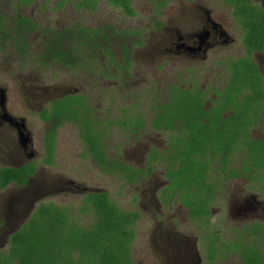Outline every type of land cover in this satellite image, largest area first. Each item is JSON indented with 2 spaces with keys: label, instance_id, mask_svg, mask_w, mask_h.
Instances as JSON below:
<instances>
[{
  "label": "rangeland",
  "instance_id": "rangeland-1",
  "mask_svg": "<svg viewBox=\"0 0 264 264\" xmlns=\"http://www.w3.org/2000/svg\"><path fill=\"white\" fill-rule=\"evenodd\" d=\"M76 2L35 0L21 11L23 16L32 19L35 28L28 37L24 52L11 47L0 52V89L5 90L3 95L6 97L7 111L14 117L26 119L33 151L41 154L42 137L48 125L37 115L40 106L46 105L49 98L77 90L87 97L96 120L103 122L107 154L128 164L141 166L150 147L164 145L166 137L147 131L140 132L136 138L125 131L126 126L120 122L133 114L147 115L149 108L165 97V91L171 84L196 82L197 86L203 88L205 84L219 86L223 83L229 70L219 62L222 57L237 58L240 55L242 46L236 32L239 29L228 17L221 0H167L164 8L159 6L160 0H133L134 16L125 15L121 9L105 1L98 2L92 12L77 10L74 7ZM253 2L260 6L264 4V0ZM10 4L7 0H0V11L12 13ZM198 6L212 9L217 15H228L225 22L232 27L231 33L236 37L234 43L217 51V55L206 62L191 61L164 52L170 39L174 41V29L184 32L191 25L187 20ZM194 19L197 20V15ZM82 28L96 29L100 34L96 43L92 41L89 44L86 38L78 43L70 38L63 43L81 49L80 66L66 67L54 61L42 60L44 47L52 49L50 45L51 40L54 41V33L67 30L72 35ZM122 47L129 51L128 66L116 64L122 58ZM261 67L264 72V62H261ZM32 90L38 95V104L30 98L29 92ZM253 132L255 135L264 134V130L262 133L256 129ZM0 135V168L14 166L15 163L6 159L9 153H19L16 133L14 129H6ZM83 154L77 127L72 123L66 124L56 133L54 164L39 168L32 182L47 186L53 179H62L63 183L71 180L74 185L86 189H45V186L37 189L41 190L37 196L36 189L8 187L0 190V249H6L9 236L21 226L37 204L53 202L76 206L83 196L80 190L105 191L120 209L136 212L139 216L135 226L136 237L131 246L134 264H157L159 258L147 250L148 237L154 231L158 233L159 223L154 217L157 216L162 222L166 217L172 218L181 223L177 230L184 234L189 231L184 209L177 207L167 212L152 204H144L145 193L149 197H159L161 194L160 187H154L161 171H154L155 181L130 186L119 176L102 173L92 159ZM223 203L225 200L221 195L213 209L216 220L231 218L227 210L219 211ZM217 228H222V224Z\"/></svg>",
  "mask_w": 264,
  "mask_h": 264
},
{
  "label": "flooded vegetation",
  "instance_id": "flooded-vegetation-1",
  "mask_svg": "<svg viewBox=\"0 0 264 264\" xmlns=\"http://www.w3.org/2000/svg\"><path fill=\"white\" fill-rule=\"evenodd\" d=\"M7 1L11 3L12 13L9 14L4 10L5 13L0 11V15L7 18V28L13 37L15 34L14 17L23 16L21 11L26 10L28 6L26 8H15L13 0ZM132 1H130L131 4ZM226 10L229 16L225 13L217 15L212 9L198 6L197 11L190 15L189 20H187L188 25H191L184 32L177 28V30L174 29V41L170 39L164 52L172 53L177 57H185L191 61L206 62L211 56L217 55V51L226 49L236 39L235 34L231 33L232 27L226 25V16L235 24L236 22L231 16L230 9L226 7ZM196 15L197 20L194 19ZM23 17L33 23V29L25 35L27 45L28 37L34 30L35 23L29 17ZM237 29H239V31L236 30L238 33L237 39L241 43L242 51L237 58L233 56L229 58L227 56L222 57L219 65L226 68H229L232 61L246 57V51L242 43L243 32L238 25ZM0 47V52L7 47L17 51L14 39L2 38ZM122 53V58L119 59L120 63L118 64L128 66L130 64L129 51L126 50L124 53L121 50ZM41 58L44 61L53 62L50 58L45 59L42 56ZM250 59L258 69V80L253 84L250 80L234 82L232 80L234 74L229 72V74L225 73V79L219 86H217L218 84L214 86L205 84L201 88L197 86L196 82L186 85L185 83L171 84L165 91V97L157 101L163 103V105L166 104L172 86L177 87L179 90L202 93L203 105L201 110L208 114V119H202V124L205 125L208 120H212L218 132H214L216 129H211L208 132L207 137L212 139L210 140L212 145L204 146L205 148L200 150L201 153L204 152L203 154L193 155V161L185 160L182 162L176 151L173 153L174 150L170 145L171 139L169 138L172 132L155 130L151 126L150 121L154 117V110L157 109V107H153L154 104L149 108L147 115H130L137 121L139 119L143 120V127L131 132V135L134 134L137 138L140 132L149 131L150 133L165 135L167 142H164V145L151 146L141 166H134L117 157L112 158L108 155L111 160H121L130 168L142 171L138 180L126 182V185L134 186L142 182L155 181L154 171L160 170L161 176L157 178L154 187H160L161 194L159 197H154V195L149 197L145 193L144 204L145 202L152 204L157 209L162 208L167 212L177 207L184 209L186 212L187 224H183L188 226V234L177 230L181 223H177L174 219L166 217L162 222L159 221L157 216L154 217L156 223H159L157 225L158 233L154 231L151 233L150 238L148 237L147 250H151L159 258L157 264H264V152H262L260 146H255L252 143L253 141L264 142V134L255 135L253 132L255 129L259 133L264 130V72L261 67V62H264V52L254 51ZM238 86V90L232 89ZM4 92L5 90L3 94H5ZM29 94L32 101L38 104L39 99L35 90L30 91ZM69 95L82 96L87 101V105H90L85 95L73 90L49 98L46 105L40 106L37 115L39 116L52 102ZM7 115L13 120L11 121ZM20 120H23L24 128L19 129L31 137L26 128V119L12 116L7 111L5 95L4 101L1 102L0 93V133L6 129H14L19 150L18 154L9 153L6 159L8 162L15 163V165L2 167L19 168L27 164L34 166L33 173L27 177L24 185L10 183L3 189L8 187L36 189L35 194L37 196L41 191L37 189H43L46 185L32 181L39 168L50 167L54 164L55 153L53 163L49 165L44 162L46 154L43 137V152L41 154L33 151L32 137L31 144H22L17 136L20 130L16 125ZM43 123L48 127L51 124L50 121ZM60 128L56 130V133ZM220 136H222L221 139ZM184 143H182L181 148H183ZM210 148L215 152L213 157L208 154ZM92 161L94 162L93 159ZM97 167L99 168L98 165ZM108 176L110 175L108 174ZM62 181V179H53L45 189H86L74 185L71 180L64 181L66 186ZM91 192L106 193L105 191L91 190H80L79 193L84 195ZM221 195L225 203L222 204L224 206L219 211L222 209L227 210L231 218L216 220L214 219L213 209ZM185 202H191L197 211L201 204H208L206 206L208 214H200V217L195 214L193 217L189 211L190 207L186 206ZM127 212L136 215L135 229L139 216L136 212ZM161 214L165 215L164 213ZM220 224H222V228L218 229L217 226Z\"/></svg>",
  "mask_w": 264,
  "mask_h": 264
},
{
  "label": "trees",
  "instance_id": "trees-1",
  "mask_svg": "<svg viewBox=\"0 0 264 264\" xmlns=\"http://www.w3.org/2000/svg\"><path fill=\"white\" fill-rule=\"evenodd\" d=\"M34 1L13 0V5L15 8H26ZM100 1L121 9L127 16L135 15L131 0H77L74 7L77 10L92 12ZM166 1L160 0L159 6L164 7ZM222 2L230 9L231 16L243 32L242 43L246 51V57L232 61L228 70L234 74V82L250 80L253 84L258 80V69L250 56L254 51L264 52V4L260 6L253 0ZM14 25L15 34L12 37L7 28V18L0 15V45L2 38L14 39L16 50L24 52L25 35L33 29V23L23 16H15ZM98 34V30L86 28L74 31L72 35H69L67 30L56 32L54 41L51 40L52 49L45 47L41 56L66 67H78L82 63L81 49L72 44L65 46L63 43L70 38L74 43L83 38H86L87 43H96ZM122 51L126 52L124 47ZM232 89L238 90L239 86ZM202 96L198 91L188 92L172 86L167 103L163 105L155 102L153 105L157 109L154 110V117L150 121L151 126L155 130L172 132L169 136L170 145L173 153L176 151L182 162L193 161V155L203 154L200 150L205 148L204 146L212 145V139L208 138L207 134L216 128L212 120L202 124V119H208V114L201 110ZM39 117L43 122L51 123L43 136L46 164L53 163L56 130L66 123H72L77 127L83 156L93 159L102 173L117 175L125 183L140 178L141 170L130 168L121 160H111L108 157L103 122L96 120L84 97L69 95L54 101ZM120 124L126 126L125 131L134 132L143 127V120L137 121L129 116ZM214 132L217 133V129ZM183 142L185 143L181 148ZM252 143L260 146L264 152V142ZM208 150V154L213 157L214 150ZM33 171L34 166L31 164L19 168L1 167L0 190L10 183L24 185ZM81 198L80 204L76 206L57 205L53 202L37 204L21 226L9 236L6 249H0V264H134L131 246L136 236V215L120 209L110 200L107 193L91 192ZM184 204L190 207L189 211L193 217L195 214L197 217H200V214H208V204H201L198 211L191 202ZM1 227L0 223V232Z\"/></svg>",
  "mask_w": 264,
  "mask_h": 264
},
{
  "label": "water",
  "instance_id": "water-1",
  "mask_svg": "<svg viewBox=\"0 0 264 264\" xmlns=\"http://www.w3.org/2000/svg\"><path fill=\"white\" fill-rule=\"evenodd\" d=\"M0 93H1V102L4 101V95H3V90H0ZM9 117V119L12 121L13 119L7 115ZM18 123V124H17ZM16 125H17V128L18 130L20 129H23L24 128V123H23V120H20V122H17ZM20 128V129H19ZM18 136V139L20 140V142L22 144H31V138L28 134H25L23 131L21 132V130L18 132L17 134Z\"/></svg>",
  "mask_w": 264,
  "mask_h": 264
}]
</instances>
